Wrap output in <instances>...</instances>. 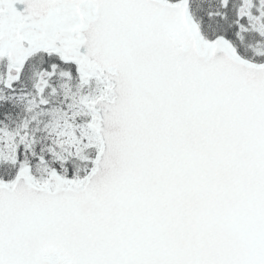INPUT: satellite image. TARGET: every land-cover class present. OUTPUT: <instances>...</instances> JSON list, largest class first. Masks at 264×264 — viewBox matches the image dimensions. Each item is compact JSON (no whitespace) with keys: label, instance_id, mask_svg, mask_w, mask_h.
<instances>
[{"label":"snow or ice","instance_id":"1","mask_svg":"<svg viewBox=\"0 0 264 264\" xmlns=\"http://www.w3.org/2000/svg\"><path fill=\"white\" fill-rule=\"evenodd\" d=\"M0 264H264V0H0Z\"/></svg>","mask_w":264,"mask_h":264}]
</instances>
